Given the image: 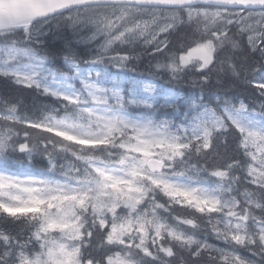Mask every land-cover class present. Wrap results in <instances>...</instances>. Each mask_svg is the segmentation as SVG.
Instances as JSON below:
<instances>
[{
	"label": "snow or ice",
	"instance_id": "1",
	"mask_svg": "<svg viewBox=\"0 0 264 264\" xmlns=\"http://www.w3.org/2000/svg\"><path fill=\"white\" fill-rule=\"evenodd\" d=\"M0 84V264H264V0H0Z\"/></svg>",
	"mask_w": 264,
	"mask_h": 264
},
{
	"label": "trees",
	"instance_id": "2",
	"mask_svg": "<svg viewBox=\"0 0 264 264\" xmlns=\"http://www.w3.org/2000/svg\"><path fill=\"white\" fill-rule=\"evenodd\" d=\"M147 57L145 56L143 59H138L136 61V71L135 72H129V75L131 76H136L138 78H142V79H159V77H154L152 76V74L148 71V62H147ZM163 83H166V80L161 81ZM10 89L7 88V86L0 84V95H4L6 92H9ZM35 100V98L32 97H28L25 100V103L30 105L31 103H33ZM15 163V162H14ZM35 168L37 170H43V167L41 164H35Z\"/></svg>",
	"mask_w": 264,
	"mask_h": 264
},
{
	"label": "rangeland",
	"instance_id": "3",
	"mask_svg": "<svg viewBox=\"0 0 264 264\" xmlns=\"http://www.w3.org/2000/svg\"><path fill=\"white\" fill-rule=\"evenodd\" d=\"M126 81V78L122 77V83Z\"/></svg>",
	"mask_w": 264,
	"mask_h": 264
}]
</instances>
